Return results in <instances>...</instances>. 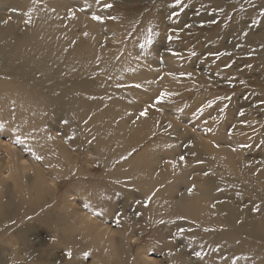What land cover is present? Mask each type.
Here are the masks:
<instances>
[{
    "label": "rangeland",
    "instance_id": "obj_1",
    "mask_svg": "<svg viewBox=\"0 0 264 264\" xmlns=\"http://www.w3.org/2000/svg\"><path fill=\"white\" fill-rule=\"evenodd\" d=\"M104 3L113 7L104 8ZM173 3L174 0H45L29 9L23 0L0 2V25L10 39L25 42L32 37V19L43 17L58 36L69 40L78 37L83 51L92 49L103 56L102 67L94 64L92 86L98 88L96 104L105 108L81 120H69L68 125L51 114L31 113L29 106L38 104L37 94L30 90L28 82L14 81V73L0 66V123L9 130L17 128L21 138H26L25 148L40 154L43 151L35 134L43 131L48 137L43 144L50 142L51 155L63 158L49 168L64 172L60 177L63 182L59 188L52 185L53 190L32 161L12 178L13 164L0 161V264H38L35 260L40 258L43 262L50 260V264H232L237 256L249 257L236 264H264V237H248L228 224L234 223L228 218L233 212L230 204L234 203L240 209V224L248 229H264V201L247 186L250 179L264 173V16L260 14L264 0H185L187 7L178 17L172 15L179 10ZM221 8L223 12L218 11ZM69 9L75 12V18ZM93 14L103 15L106 22L93 20ZM253 19L260 23L252 25ZM213 20L218 22L211 23ZM148 29H152L151 34ZM244 32L248 35L244 36ZM148 35L151 42L145 43ZM169 35L173 36L171 41ZM172 51L180 52L182 58L173 56ZM121 53L124 56L117 60ZM137 53L139 59H135ZM75 67L86 69L85 64ZM181 72L193 75L181 77ZM63 75L71 78L68 69ZM117 83H139L143 87L117 88ZM24 88L31 93L22 96L24 107L19 108L21 100L14 94ZM99 88L107 96L105 101H99ZM162 91L179 95L157 105L163 111L149 108ZM109 95L113 99L109 100ZM144 108H148V115L139 116ZM199 108L203 113L197 111ZM96 114L101 115V123L92 127L89 123ZM136 121L145 126L132 132L124 130ZM208 127L212 132L207 131ZM56 133L62 139L64 155L52 139ZM15 135L0 131V144L9 146L10 137ZM11 144L17 147L16 142ZM223 147L235 153L226 156L217 152ZM28 152L32 154V150ZM181 155L186 161L179 160ZM73 168L83 173L78 177L82 183L67 182V173L74 172ZM205 172L209 175L205 176ZM151 173L157 180L146 190L142 181ZM116 180L120 183H113ZM189 181L198 188V211L192 213L190 205L174 216L166 214V202L176 203ZM152 192L156 193L153 208L152 202L147 207L135 203L143 202ZM63 195L69 196L70 207L76 209L84 207L88 197L99 196L101 200L96 203L101 208L94 211L93 217L111 232L102 235L93 225L82 230L80 219L69 221L61 209ZM9 197L15 199L13 209H9L12 201L6 205ZM21 197H25L24 202ZM255 206L260 207L259 212L252 210ZM101 210L103 215H97ZM161 219L167 223L160 224ZM34 226L38 228L34 232L22 231H32ZM179 228L185 229L183 234ZM206 228L214 231L206 232ZM217 248L219 251H215ZM69 251L71 258L66 255ZM197 251L201 257L194 255ZM85 253L89 254L87 258Z\"/></svg>",
    "mask_w": 264,
    "mask_h": 264
},
{
    "label": "bare ground",
    "instance_id": "obj_2",
    "mask_svg": "<svg viewBox=\"0 0 264 264\" xmlns=\"http://www.w3.org/2000/svg\"><path fill=\"white\" fill-rule=\"evenodd\" d=\"M1 1L2 0H0V2ZM44 1L45 0H23V3L30 9V7L42 5ZM32 20V37L25 42L10 39V34L4 32L2 26L0 25V66L7 68L12 73H14V75L12 76V79L14 81L22 83L28 82L29 86L31 87L30 90L34 91L37 94L38 104L30 105L29 111L31 113H35L36 111H38L40 114L47 113L51 114L55 118L59 117L68 120H81L82 118L91 116L92 113L98 108L104 111L105 108L96 104L95 99L91 98L95 97V93L98 92V88L96 87L95 90V87L92 86L95 85L93 75L94 64L97 63L100 67H102V65L104 64L103 56H101L99 53L93 52L92 49L83 51L79 45V42H77L76 40L78 37L76 38L72 35L73 39L69 40L64 35L58 36L54 27H51L50 25L47 26L46 21L43 20V17H39L37 19L33 18ZM74 41L75 44H73ZM78 64H85L86 69H77L75 66ZM65 69H68V73L71 75V78L68 79L63 75V71ZM2 70L3 69L0 68V73L3 72ZM87 71L88 74H86ZM88 75L93 77L90 78V76ZM155 85L157 86V84ZM73 86L78 87L76 91H73L75 89V87ZM28 89L24 88L23 91L14 94L21 100L18 103L19 108L24 107L22 96L27 95L28 92L31 93V91ZM101 94L104 98L99 101L102 102L107 99V96L104 95V90L101 91ZM96 122L101 123L100 114H96L94 121L90 122L89 125L92 127L93 125L97 127ZM140 126L145 125L136 121V123H134L131 127L125 126L124 130H127V132H132V130H137ZM101 129L103 130L102 127ZM45 139H48V137L44 135L43 131L36 133L35 141L41 146V150L43 151V153L40 154L36 149L31 148L32 154H30L24 145L17 144V147L18 145H20V148H15V146L11 144L15 142V138L11 136L9 139L11 142L9 146L1 145L2 143L0 144V161L8 160V165L10 163L13 164L11 165L10 170L11 178L14 177V174L17 176V173L23 170L25 171L26 163L30 165V162L28 163V161H32V166L34 167V169L41 170L39 176L43 175L45 183L54 190L52 185H56V187L59 188L58 184L63 182L60 177L64 174V172H62V169L54 170L50 169L49 167L54 163H58L59 161L63 160V158H56V156L51 155L50 142L48 145L43 144V141ZM52 139L58 142L59 145L57 147V150L60 151L61 154H63L64 149L60 144L62 139L57 133L56 136H52ZM217 152L222 153L226 156H230V154L235 153L234 151L224 147L218 149ZM3 153H5L7 156ZM33 154H35L36 157L42 156V163L40 162L41 160L33 157ZM63 155L61 157H63ZM26 157H28L29 160H25ZM43 164H46L47 168H44ZM170 165L171 164L167 165L168 169L170 168ZM12 166L14 167L12 168ZM71 171H74V168ZM82 174L83 173L78 170L67 173V182L71 183L73 181H78L79 175ZM117 174L119 175L121 173ZM68 178L71 179L68 180ZM156 178L157 176L154 173L149 174L148 177L144 178V180L142 181L143 187L146 190H150L152 188V184L156 182ZM250 181L252 185L251 183H249L247 186H249L250 188L248 189H255L264 201V173L258 178L250 179ZM80 183H82V180H79L76 184ZM189 189H192V191H189ZM197 191L198 188H196V185H191V182L189 181V184H187V186L185 187L184 193L179 195V200L176 201V203L168 200L169 197H166L164 199L166 201L168 200L164 205L165 213H172L171 215L174 216L179 212V209L184 212L186 211V207L188 208L190 205L192 207V213L198 211V206L200 203L195 198V194L197 193ZM144 194L146 195L145 192ZM63 198L65 199V201L64 206L61 207V209L65 212L69 221H71L70 219L75 222L78 219L82 221L80 229L85 230L93 225L95 230H100L102 232V235H107L109 232H111L109 231V227H107V229L103 228V225L106 224H99V222L93 217V215H95L94 211H99L98 209L101 208V205L96 203L101 200L99 196L88 197V202L86 204H91V206L87 208L84 206L81 209H76L74 206L70 207V198L68 195H63ZM20 199H22L23 201L25 200V197H21ZM155 199L156 198H154L151 203L152 208ZM14 200L15 199L12 197H9L7 199L6 205H9L11 201L13 203L12 207L9 209H13L14 207H16V202ZM28 200L31 203H36V200L33 198H29ZM93 204H96V208L93 207ZM230 206L233 212L231 215L229 214V217H227L230 221L234 222H228L230 227L234 228L236 232L245 234L248 237L260 234L261 237H264L263 228L248 229L246 225L240 224L239 221H241V213L239 212V207H235L236 205L234 203L230 204ZM105 211H109V208ZM37 229L35 227L32 231L29 228L22 231L25 232V234H29L30 232H34ZM19 243H22V241ZM259 249L256 248L255 250ZM240 252L241 251H239L238 254H240ZM35 261H37L38 264H46L45 262H48V264L51 263V261L48 259H45V262H43L42 258Z\"/></svg>",
    "mask_w": 264,
    "mask_h": 264
},
{
    "label": "snow or ice",
    "instance_id": "obj_3",
    "mask_svg": "<svg viewBox=\"0 0 264 264\" xmlns=\"http://www.w3.org/2000/svg\"><path fill=\"white\" fill-rule=\"evenodd\" d=\"M96 2H97V3H100V0H96ZM172 6H173L174 8L179 9L178 11H174V12L172 13V15H173L174 17H178V16L184 11L185 7H187V5L185 4V0H174V3H173ZM89 7H91V5H90ZM103 7H104V8H112L113 5H112V4H109V3H104V4H103ZM55 10H56L55 8L52 9V11H55ZM13 11H15V10H13ZM69 11L71 12V16H72V18H75V12L72 11L71 9H69ZM212 11H213V12H216L217 9H213ZM218 11L223 12L224 10L221 8V9H219ZM260 14H261L262 16H264V9H262V10L260 11ZM92 18H93V20H95V21H97V22H99V23H101V24H103V23L106 22L105 17H104L103 15H96V14H93ZM113 19H114V18H113ZM217 22H218V21H216V20L211 21V23H217ZM25 23H31V20H26ZM204 23H205V22H202V23H201V27L204 26ZM257 23H260V21H257V20H255V19L252 20V25H256ZM187 27H191V25H187ZM172 31H173V32H176V31H178V30L173 29ZM181 31H182V30H181ZM148 32L151 34V33H152V29H148ZM243 35H244V36H247L248 33H247V32H244ZM167 38H168L169 41H171V40L173 39V36H172V35H169ZM176 38L178 39L179 37L177 36ZM150 42H151V35H148V37H147L145 43H150ZM140 47L143 48L144 45H140ZM170 51H171V50H170ZM253 51H254V50H253ZM171 54H172L173 56H175V57H180V58H182L180 52L172 51ZM227 54H228V55H231V53H227ZM192 55L195 56L196 53L193 52ZM208 55H209V56H219L220 53H208ZM249 55H251V53H249ZM122 56H124L123 53H121L120 55H117V56H116V59H117V60H120ZM135 59H139V53H137ZM230 66H231V65H225V67H230ZM169 74H171V73H169ZM179 75H180L181 77H188V78H191L193 74H192L191 72H181V73H179ZM111 79H112V77L109 76V77H108V80H111ZM161 79H163V77H161ZM229 82L231 83V81H229ZM100 86L103 88V87H104V82H102ZM233 86H234V85H233ZM115 87H117V88H136V89H139V88H142L143 85H142V84H139V83H135V84L117 83V84L115 85ZM173 95H179V93H172V92H164V91H162V92L159 93V95H157V96L153 99L152 103H151L148 107H149V108H156L157 111H163V108H162V107L157 108V105H163V104L165 103L166 98H167V97H171V96H173ZM91 98H92V99H96L97 97H91ZM99 98H100V99H103L102 96L99 97ZM108 99L111 100V99H113V97H112L111 95H109V96H108ZM224 99H229V100H230L231 97H224ZM261 103L264 104V101H262ZM208 107H211V104H209ZM224 107L226 108L227 105H225ZM220 110H221V111H224V108H221ZM181 111H182V110H181ZM197 111H199L200 113H203V108H199V109H197ZM147 115H148V108H144V109L139 113V116H142V117H146ZM240 115H241V116L244 115L243 111L240 112ZM14 117H15V113L13 112V118H14ZM137 118H139V117H137ZM61 122H62L64 125H68V124H69V120H67V119H63ZM85 123L87 124L88 121L85 120ZM205 123H207V121H205ZM168 127H171V125L169 124ZM45 130H47V129H45ZM0 131H8L9 134H11L12 132H15V133H16V135H15V142H16L17 144L24 145L25 142H26V138H23V139L21 138V135L19 134V130H18L17 128H12V129L9 130L8 127H7V125H5V124H3V123H0ZM207 131H208L209 133L212 132V128H211V127H208V128H207ZM74 138H75V137H73V139H74ZM93 139H94V138H93ZM89 143H91V141H89ZM243 146H244V147H251V145H247V144H245V145H243ZM217 147H219V145H217ZM28 151H31V148H29ZM36 158H37L38 160H42V159H43L42 156H37ZM179 160H180V161H186V157L183 156V155H181V156L179 157ZM198 163H203V161H198ZM173 166H175V165H173ZM204 175L207 176V175H209V173H208V172H205ZM113 183L119 184L120 181H119V180H116V181H114ZM216 190H217V191H222V190L219 189V188H217ZM189 191H192V189H189ZM116 195H119V193H116ZM155 195H156V193H155V192H152L150 195H147V196H146V199H145L143 202H142L141 200H136L135 203H137V204H142V206L147 207V206L152 202V199H153V197H154ZM109 199H110V197H109ZM85 207H86V208H87V207H90V205L85 204ZM212 207H215V204H213ZM252 210L255 211V212H259V211H260V207H259V206H255ZM137 214L139 215L140 213H137ZM97 215H103V210H101V212L97 213ZM180 219H184V218H183V217H180ZM117 223H119V214L117 215ZM166 223H167V222H166L165 220H163V219L160 220V224L163 225V224H166ZM204 230H205L206 232H207V231H214V229H207V228L204 229ZM179 231H180L181 234H183L184 231H185V229H184V228H179ZM188 231H191V229H188ZM201 248H203V245H201ZM215 251H219V248L215 249ZM66 255L68 256V258H71L72 253L69 251L68 253H66ZM88 255H89L88 253H85V258H87ZM194 255H195L196 257H201V256H202V253L199 252V251H197V252H194ZM241 258H242V257H239V256L235 257V258L233 259V261H232V264H236V262H237L239 259H241ZM243 258L248 259V257H243ZM221 259H223V260H227L228 258L225 257V256H221Z\"/></svg>",
    "mask_w": 264,
    "mask_h": 264
}]
</instances>
